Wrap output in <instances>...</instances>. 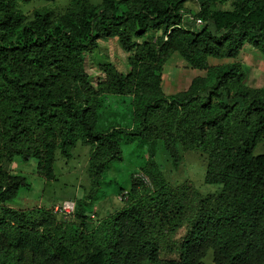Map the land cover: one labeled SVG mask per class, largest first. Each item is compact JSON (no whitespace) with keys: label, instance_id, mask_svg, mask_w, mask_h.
Instances as JSON below:
<instances>
[{"label":"trees","instance_id":"1","mask_svg":"<svg viewBox=\"0 0 264 264\" xmlns=\"http://www.w3.org/2000/svg\"><path fill=\"white\" fill-rule=\"evenodd\" d=\"M31 1L0 0V264H205L209 250L216 264H264V153H254L264 138V86L246 85L240 62L175 94L161 86L175 52L209 70L211 57L264 53V0H196L194 13L190 0H70L62 12L43 6L29 17L20 5ZM109 37L131 53L130 69L99 59L95 82L86 54ZM125 104L132 127L99 125L104 107ZM121 135L150 142L152 155L162 141L175 164L183 146L206 149L204 181L219 190L164 183L139 196L145 183L135 177L120 191L126 204L95 227L94 194L75 201L76 221L9 204L29 185L6 168L16 156L36 158L53 180L56 152L69 158L77 141L88 142L96 192L109 163L122 159ZM186 217V232L171 242Z\"/></svg>","mask_w":264,"mask_h":264},{"label":"rangeland","instance_id":"2","mask_svg":"<svg viewBox=\"0 0 264 264\" xmlns=\"http://www.w3.org/2000/svg\"><path fill=\"white\" fill-rule=\"evenodd\" d=\"M93 1L98 2L99 0ZM69 4L70 0H33L30 3L21 4L20 8L30 17L37 8L48 6L54 8L57 12H62ZM185 6L193 13L198 11L199 8L196 0L188 1ZM220 6L230 7V2L228 1ZM199 20L197 19V23L200 22ZM159 34L157 32V35ZM100 45L101 47L98 50L86 54V68L95 82L100 76H103L97 63L99 59L109 60L123 72L130 69L128 57L131 53L122 49L116 37L103 39ZM229 62H240L242 64L246 75L244 79L246 85L254 88L264 86V53L257 49H248L235 59L211 57L209 59L210 70L192 67L181 54L175 52L164 66L161 81L162 89L165 94L171 95L189 88L195 77L201 76L211 81L214 68ZM126 106L118 109L113 108L111 105L104 107L103 123L100 122L99 125L106 127L118 123L124 127H132L134 125L133 116L130 108ZM121 137L122 159L109 163L96 192V187L92 183V177L88 170L89 158L92 152V147L88 142L77 141L71 149V157L69 158L62 156L59 150L56 152L54 162L56 177L53 180H47L38 173L36 158L24 161L20 156H16L6 164V168L12 173L24 175L29 185L23 186L18 196L11 200L9 204L14 208L41 206L55 212L56 206L65 200L76 201L94 194L92 203L87 206V210L90 214V225L95 227L102 219L126 204V199L123 195H120V191L124 188H131L132 179L141 173L149 177L152 186L165 183L177 189L190 185L201 194L219 190L218 185L207 184L204 181L208 158L206 149L183 146L180 148L181 159L175 164L162 141L158 140L153 144L155 153L152 155L150 142L138 137L125 135H121ZM254 153H264V138L256 145ZM136 178L141 180L139 177ZM151 189L148 184L138 185L137 192L139 193L137 195H146ZM195 209L196 204L190 206V212ZM56 214L59 219L67 217L69 221H76V218L71 216L72 214L65 215L61 212H56ZM189 221L188 217L180 221L174 230L171 242L177 243L180 240L187 230L186 226ZM204 262L205 264H216L213 250L207 252Z\"/></svg>","mask_w":264,"mask_h":264},{"label":"built area","instance_id":"3","mask_svg":"<svg viewBox=\"0 0 264 264\" xmlns=\"http://www.w3.org/2000/svg\"><path fill=\"white\" fill-rule=\"evenodd\" d=\"M199 23H201V21ZM136 177H139L145 184H148L150 186L152 185L151 180L146 174L141 173V174H138ZM121 195H123V197H125L126 199L128 197L127 190H125ZM74 210H75V201L73 200L72 201L65 200L62 203L58 204L55 208V212H61V213H64L65 215L72 214Z\"/></svg>","mask_w":264,"mask_h":264}]
</instances>
